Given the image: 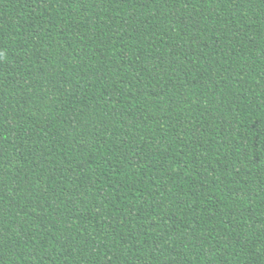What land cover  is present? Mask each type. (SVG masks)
Instances as JSON below:
<instances>
[{
	"label": "trees",
	"instance_id": "1",
	"mask_svg": "<svg viewBox=\"0 0 264 264\" xmlns=\"http://www.w3.org/2000/svg\"><path fill=\"white\" fill-rule=\"evenodd\" d=\"M0 264H264V0H0Z\"/></svg>",
	"mask_w": 264,
	"mask_h": 264
}]
</instances>
